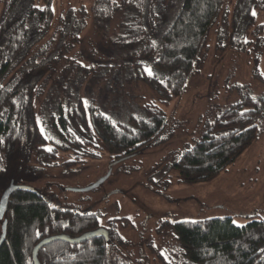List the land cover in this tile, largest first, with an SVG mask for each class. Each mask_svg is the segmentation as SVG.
Returning a JSON list of instances; mask_svg holds the SVG:
<instances>
[{
  "label": "trees",
  "instance_id": "trees-1",
  "mask_svg": "<svg viewBox=\"0 0 264 264\" xmlns=\"http://www.w3.org/2000/svg\"><path fill=\"white\" fill-rule=\"evenodd\" d=\"M55 1L0 0L1 196L28 161L54 167L67 152L73 166L106 151L112 166L160 141L165 105L185 90L218 17L237 45L264 27L255 13H264V0H234L231 9L226 0H93L58 14ZM262 116L264 99L252 95L223 110L175 160L179 180L218 177L258 137ZM257 216L243 225L222 216L163 227L172 226L178 241L176 264H264V219ZM5 219L0 264H35L34 247L44 238L100 228L108 238L45 245L40 264L135 262L118 253L116 232L99 215L54 205L33 187L11 193Z\"/></svg>",
  "mask_w": 264,
  "mask_h": 264
},
{
  "label": "rangeland",
  "instance_id": "rangeland-1",
  "mask_svg": "<svg viewBox=\"0 0 264 264\" xmlns=\"http://www.w3.org/2000/svg\"><path fill=\"white\" fill-rule=\"evenodd\" d=\"M233 3L225 1L229 9ZM92 4L93 0H56L55 11ZM255 13L256 23L264 25V13ZM221 16L208 31L185 90L165 105L168 124L160 141L112 166L106 151L73 166L66 163L73 158L67 152L60 153L54 167L28 161L16 184L42 191L54 205L99 215L101 225L116 232L118 253L129 256L133 264H176L178 241L172 226L163 227L164 222L230 216L243 225L253 214L264 219V116L258 137L214 180L180 181L173 165L223 110L247 95L264 99V27L262 33L251 29L237 45ZM156 99L165 96L156 94ZM108 173L100 186L79 191Z\"/></svg>",
  "mask_w": 264,
  "mask_h": 264
},
{
  "label": "water",
  "instance_id": "water-1",
  "mask_svg": "<svg viewBox=\"0 0 264 264\" xmlns=\"http://www.w3.org/2000/svg\"><path fill=\"white\" fill-rule=\"evenodd\" d=\"M109 173L104 176L103 178H101L99 181H97L95 184H93L92 186L85 188V189H79V191H86V190H90V189H94L98 186H100L108 177H109ZM24 187H28L25 185H17L16 183L12 182L9 187L4 191V193L2 194L1 198H0V220L3 221L2 224V236L0 239V243L5 239V235H6V229H7V220L5 219V215H6V210H7V206H8V201L10 198V195L13 191L18 190V189H22ZM99 235H103L106 238H108V233L107 230L104 228H100L98 230L95 231H90L87 232L79 237L76 238H72L69 237L67 235L64 234H59V235H54V236H50V237H46L43 240H41L35 247L33 250V259L35 264H40L39 260H38V252L40 251V249L42 247H44L45 245H48L49 243L53 242V241H57V240H62L65 242H69V243H82L84 241H86L87 239L90 238H94L97 237Z\"/></svg>",
  "mask_w": 264,
  "mask_h": 264
}]
</instances>
